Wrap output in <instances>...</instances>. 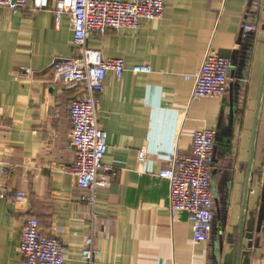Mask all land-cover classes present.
Instances as JSON below:
<instances>
[{"label": "crops", "instance_id": "obj_1", "mask_svg": "<svg viewBox=\"0 0 264 264\" xmlns=\"http://www.w3.org/2000/svg\"><path fill=\"white\" fill-rule=\"evenodd\" d=\"M259 1L248 18V0H165L163 18L144 19L139 30L92 34L89 47L127 65L121 76L108 72L100 95L104 165L117 175L94 203L82 197L68 147L70 105L85 90L51 68L57 58L77 55L72 18L64 14L57 24L56 0L48 9L29 0L20 13L0 7V186L26 193L22 202L0 197V264H21L24 224L32 216L62 241L65 264H89L82 259L89 236L94 264H264ZM246 18L257 30L244 37ZM210 48L232 57L237 69L224 97L191 101ZM136 65L152 72H134ZM207 127L218 130L215 217L210 238L195 243L188 213L172 216L170 184L158 174L177 148L190 151L193 133Z\"/></svg>", "mask_w": 264, "mask_h": 264}, {"label": "built area", "instance_id": "obj_2", "mask_svg": "<svg viewBox=\"0 0 264 264\" xmlns=\"http://www.w3.org/2000/svg\"><path fill=\"white\" fill-rule=\"evenodd\" d=\"M51 0H34L37 9H48ZM29 0H0V7L20 13L28 7ZM259 0H248L249 16L258 9ZM165 0H56L54 14L60 24L64 14L72 18L74 44L77 55L57 58L51 68L65 81L82 84L85 96L75 98L70 105L71 131L68 147L74 151L75 161L71 172L82 197L91 203L97 200L101 189L116 177V172L104 165L108 151L107 133L99 125L100 95L104 91L108 72L117 76L127 69L123 58H104L100 49L88 46L93 33L104 34L108 30H139L144 19H161L165 12ZM246 18L241 34L246 37L257 30V25ZM237 64L232 57L209 49L200 64L191 101L205 97L226 95ZM137 73H151L149 65H136ZM218 130L203 128L193 133L191 149L185 152L177 148L169 157L168 165L158 176L170 184V212L174 216L186 211L193 224L195 243L210 238L215 217L214 174L216 165V138ZM141 157L145 152L141 151ZM105 169L110 172L103 173ZM0 197L22 202L26 193L14 190L7 184L0 186ZM66 247L56 237L45 234L36 217H29L23 229L19 247L21 264H65ZM97 250L92 236L86 237L82 259L94 264Z\"/></svg>", "mask_w": 264, "mask_h": 264}, {"label": "water", "instance_id": "obj_3", "mask_svg": "<svg viewBox=\"0 0 264 264\" xmlns=\"http://www.w3.org/2000/svg\"><path fill=\"white\" fill-rule=\"evenodd\" d=\"M256 133V132H255ZM218 136V135H217ZM216 140H217V138H216ZM216 151H217V144H216ZM247 238H249V239H252V234H247V236H246Z\"/></svg>", "mask_w": 264, "mask_h": 264}]
</instances>
